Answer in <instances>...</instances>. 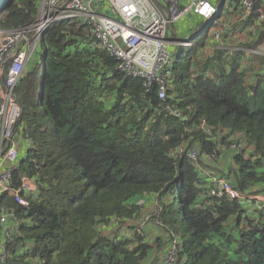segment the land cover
<instances>
[{"label":"trees","instance_id":"obj_1","mask_svg":"<svg viewBox=\"0 0 264 264\" xmlns=\"http://www.w3.org/2000/svg\"><path fill=\"white\" fill-rule=\"evenodd\" d=\"M37 5L13 0L1 27L32 22ZM206 34L174 62L165 104L184 121L161 111L156 89L145 93L141 80L116 71L89 27L66 21L48 28L39 70L27 69L15 87L22 115L14 134L28 145L15 186L23 173L36 190L23 195L27 209L0 199L14 216L4 264H149L158 250L137 227L138 200L146 197L161 206L152 221L157 231L178 245L173 264H264L259 215L226 197L208 204L200 171L208 165L203 155L217 163L228 153L232 170L223 177L240 192L264 193V83L245 86L241 56L225 68L220 52L207 60L218 65L217 79L200 72L192 81L190 63L205 67L197 58ZM201 120L211 135L198 128ZM231 141L251 150L249 160L228 148ZM181 145L197 150L196 164L171 155Z\"/></svg>","mask_w":264,"mask_h":264},{"label":"built area","instance_id":"obj_2","mask_svg":"<svg viewBox=\"0 0 264 264\" xmlns=\"http://www.w3.org/2000/svg\"><path fill=\"white\" fill-rule=\"evenodd\" d=\"M100 1L40 0L32 22L12 30H5L0 25V199L12 198L16 204L27 209L30 203L23 195L36 190L34 181L23 173L19 174L18 186H15L14 174L19 171V155L18 140L14 133L21 117V105L15 95V87L26 71L35 67H31V62L38 54L37 51L41 50L42 36L51 25L67 21L89 27L100 48L115 59L116 71L126 77L141 80L145 93L156 89L161 111L184 121L186 119L180 112L165 104L174 81L172 67L176 59L171 51L172 45L166 39L167 26L196 17L208 28L207 31L197 30L191 37L192 39L204 31L207 32L205 45L201 50L203 55L211 56L216 51H222L228 56L240 53L238 46L226 44L222 39L225 24L219 18V12L225 0ZM233 1L237 2L243 20L253 19L256 27L264 25V0ZM191 39L185 40L183 44L188 50L194 47ZM36 66L39 70L41 62ZM205 77L212 79L209 75ZM198 128L212 134L204 120L200 121ZM229 143L228 148L231 151L245 152L244 158L249 160L250 149L236 141ZM220 153L221 149H218L217 154ZM182 154L193 164L199 161V153L193 146L181 145L171 151L174 158ZM214 156L203 155L202 159L210 164ZM204 169L205 165L200 167L203 172V186L208 187V204L221 197L239 204L254 203V211L259 215V222H262L258 227L264 225V193L240 192L223 176ZM13 217L6 206L0 205V264L6 261L5 240L12 229L5 228V225L8 220H14ZM178 251V245L173 242L167 250L163 264H173Z\"/></svg>","mask_w":264,"mask_h":264},{"label":"crops","instance_id":"obj_3","mask_svg":"<svg viewBox=\"0 0 264 264\" xmlns=\"http://www.w3.org/2000/svg\"><path fill=\"white\" fill-rule=\"evenodd\" d=\"M219 12V18L223 21L225 24V30L222 39L229 44V42H232L231 44H234L238 46L240 49V70L243 71L245 75V86L247 87H253L255 85L262 86V83H264L262 80L264 78V65L263 68H258L256 66L254 68L253 66H249V62L251 59L256 58H264L263 46L260 47V42L264 41V25L260 27H256L253 24V19L251 20H243L241 18V10L237 4L233 0H225L223 8H221ZM185 20H182L180 23L176 25H168L166 30V39L168 42L171 43V51L173 55L177 58L179 54L181 55V48L183 47V44L185 40L191 39L192 35L197 30H203L205 29L206 25L203 24L201 20H199L196 17H190ZM192 20L195 22L196 26L195 28L188 24V21ZM193 40V38L191 39ZM230 45V44H229ZM200 54V53H199ZM183 55V54H182ZM173 89V87H172ZM172 91V90H171ZM176 95L173 94V97ZM252 96V94H251ZM17 149H18V155L19 158L22 159L26 155V151L28 149V145H24L21 139H17ZM20 148V149H19ZM229 158V160H228ZM232 165L230 162V154H225L224 157L221 160H218L217 163L212 162L208 165H205V171H208L209 173H214L216 175H222L226 176V178H229L228 169L232 170ZM230 180V179H229ZM248 194H256L257 192L252 190L249 192H246ZM144 198V200H146ZM151 199V205L154 203L155 200ZM242 210L244 212H247L249 215L253 214L251 216H254V209L256 208V204L254 203H242ZM11 224H6L5 228H11ZM156 234H160V232H157ZM150 236V234H149ZM163 252V253H162ZM159 252V255L161 258L156 259L155 256L158 254V252H153L150 261L154 260L156 264H163L165 255L164 251ZM167 253V252H166ZM158 256V255H157ZM150 264V263H149Z\"/></svg>","mask_w":264,"mask_h":264},{"label":"rangeland","instance_id":"obj_4","mask_svg":"<svg viewBox=\"0 0 264 264\" xmlns=\"http://www.w3.org/2000/svg\"><path fill=\"white\" fill-rule=\"evenodd\" d=\"M37 1V4L40 2V0H36ZM103 3V0L100 1V3ZM0 20H1V17H0ZM189 20V19H187ZM188 24L193 26L195 28L196 24L195 22H193L192 20L188 21ZM203 30H208L207 27H205V29ZM224 43H228L226 41H224ZM232 42H229V44L231 45ZM76 46H78L80 49H83L85 44L82 43V42H79ZM260 47L263 46V52L264 53V41L263 42H260L259 44ZM88 52H90V49L87 50ZM191 50H188L187 47H184V48H181V53L186 56ZM216 52H220L222 54H224L226 57H224V62L222 63V66L223 67H227V61L230 57H236L237 55H239L240 53H236V54H233L232 56H228L226 55L224 52L222 51H216ZM213 53L211 56H205L203 55V53L201 52L200 54H198V62L199 64H201L202 66L205 65L204 68H200L199 66L196 65H193L194 63H190V70H191V80L193 81L196 76H198V74H203V75H209L212 77V80H216L217 79V74L219 73V69H218V65L216 63H212V64H207V60L211 59L214 57V55L216 54ZM37 55L36 57L33 58L32 62H31V67L33 65H37L38 62H41V58H42V55H43V50H38L37 51ZM196 58H195V61H196ZM240 60V59H239ZM40 65V63L38 64ZM249 66H253L254 65V68L256 66H258V68H263V65H264V58H256V59H251V61L249 62L248 64ZM174 67V65H173ZM173 67H172V72H173V76H174V71H173ZM31 70H33V68H30ZM205 70V72H203ZM39 74H40V71H39ZM172 87H173V84H172ZM172 87H171V90H172ZM170 90V92H171ZM20 149V148H19ZM20 160V158H19ZM204 167V166H202ZM138 204L141 206V215H140V218H141V221L139 222V224L137 225L138 229H139V234H145L147 231L150 232V236L149 237H146V241L152 245L153 244V247H155V249L158 250V252H162L164 251V255L166 254L167 250L169 249V245H171V242L169 241V239L165 236V235H158L156 234L158 231V226H156V224L153 221V216H154V213L156 212H159V208L161 207L160 204L156 201L154 202L152 205H151V199L147 198L146 200L144 199H139L138 200ZM155 219V218H154ZM156 246L158 248H156ZM163 253V252H162ZM156 259L158 258H161V256H155ZM155 261L152 260L150 261L149 263L150 264H156L154 263Z\"/></svg>","mask_w":264,"mask_h":264},{"label":"water","instance_id":"obj_5","mask_svg":"<svg viewBox=\"0 0 264 264\" xmlns=\"http://www.w3.org/2000/svg\"><path fill=\"white\" fill-rule=\"evenodd\" d=\"M13 0H0V14L11 5ZM21 115H22V108H21ZM20 115V116H21Z\"/></svg>","mask_w":264,"mask_h":264}]
</instances>
